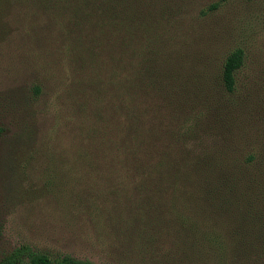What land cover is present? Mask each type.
<instances>
[{
  "label": "rangeland",
  "instance_id": "1",
  "mask_svg": "<svg viewBox=\"0 0 264 264\" xmlns=\"http://www.w3.org/2000/svg\"><path fill=\"white\" fill-rule=\"evenodd\" d=\"M54 1L0 0V261L180 264V174L212 185L198 233L264 241V0H134L125 37Z\"/></svg>",
  "mask_w": 264,
  "mask_h": 264
},
{
  "label": "trees",
  "instance_id": "2",
  "mask_svg": "<svg viewBox=\"0 0 264 264\" xmlns=\"http://www.w3.org/2000/svg\"><path fill=\"white\" fill-rule=\"evenodd\" d=\"M41 4L55 5L54 0H38ZM72 1V2H71ZM81 1V3H80ZM69 2V1H67ZM70 11L76 14L84 15L87 18L90 17L93 22V27L101 31L103 29L104 18L107 17V13H111L116 16V11L124 15L119 23L123 37L128 35L131 28H139L142 25L143 18L136 11L134 0H70ZM118 17V16H117ZM112 19L116 17H111ZM112 19H110L112 21ZM78 23V22H77ZM113 23V22H112ZM131 36V35H129ZM243 51L237 49L233 51L226 59L222 68V81L227 91H231L234 85L235 71L242 65ZM38 92V89H35ZM132 95L125 97L122 100L125 104L130 100ZM133 104V99L129 101L124 109L129 114L128 117L134 116V112L129 109ZM134 105V104H133ZM135 140V147L139 145L136 136H133ZM196 177H195V176ZM177 175L176 179H173L172 188V200L170 206L176 208V210H184L185 216L181 220L180 226L175 230L176 234L182 237V243L186 244V251L178 261L180 264H264V241L257 239L256 235L245 234H233L224 236L219 239L216 237L211 238L209 234L198 233L197 230L202 224L197 219V216H201L202 220L206 222L204 218L205 207L203 200L210 193L209 188L211 182L204 184L201 180H198V175ZM142 177L146 178L145 172L142 173ZM151 180V178H149ZM146 181V180H145ZM208 188V191H204L203 187ZM180 214V212H179ZM191 216V217H189ZM224 247V257L216 260L215 250L211 246ZM221 252V250L219 251ZM26 257L27 260L23 258ZM0 264H87L86 262L78 261L70 257H49L45 253H32L27 246H20L12 251L7 257L0 261Z\"/></svg>",
  "mask_w": 264,
  "mask_h": 264
}]
</instances>
